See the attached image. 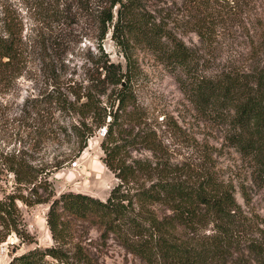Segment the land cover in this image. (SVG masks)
Returning a JSON list of instances; mask_svg holds the SVG:
<instances>
[{"label": "trees", "instance_id": "trees-1", "mask_svg": "<svg viewBox=\"0 0 264 264\" xmlns=\"http://www.w3.org/2000/svg\"><path fill=\"white\" fill-rule=\"evenodd\" d=\"M36 7L33 20L39 27L25 39L18 15L6 10L0 18V83L21 74L29 57L40 53L43 60L48 50L61 48L66 34L60 28L89 21L100 41L110 30L125 68L104 61L98 67L102 90L97 93L80 88L67 94L55 80L43 98L33 100L31 110L39 114L48 105L50 114L60 110L72 118L66 133L78 150L106 126L102 161L117 183L105 199L71 190L56 196L49 166L60 168L72 159V150L49 165L24 158L15 147L0 149V173L12 177L9 188L0 183V243L10 234L31 241L17 201L48 203L46 223L53 241L14 255L8 264H99L110 241L144 264H264V219L251 211L234 215L235 185L213 167L182 173L169 160L134 91L143 71L140 53L176 71L197 111L217 110L224 139L248 159L264 187V0H49ZM187 32L197 36L198 45L184 42ZM224 39H240L249 63L207 70L206 57ZM132 148L150 156H131ZM241 194L249 205L244 186ZM217 214L227 215L231 224L218 225Z\"/></svg>", "mask_w": 264, "mask_h": 264}, {"label": "rangeland", "instance_id": "rangeland-1", "mask_svg": "<svg viewBox=\"0 0 264 264\" xmlns=\"http://www.w3.org/2000/svg\"><path fill=\"white\" fill-rule=\"evenodd\" d=\"M48 1L0 0V18L4 17L6 10L18 15L23 23L22 35L25 39L33 33V28L39 27L33 20L37 17L36 5ZM59 33L66 34L61 48L48 50L43 60L40 53L29 57L21 74L9 77L4 85L0 83V149L7 151L15 147L22 150L24 158L49 165L63 160L67 152L72 150V159L64 162L60 168L49 166V180L56 196L71 190L105 199L117 180L102 161L104 153L100 143L103 137L98 134V130L78 150L75 138L68 137L66 133L69 132L68 124L72 118L60 110L50 114L52 109L48 105H43L44 109L35 114L31 105L33 100L43 98L51 90L55 80L67 94L69 90L80 88L82 92L88 88H92L95 93L101 92L98 67L108 60L124 69L125 58L111 39V31L100 41L92 22L84 20L73 25L72 29L60 28ZM182 38L188 46L198 45L197 36L192 32L182 34ZM244 48L240 39H224L220 49L206 57L204 65L207 70L228 67L239 69L249 63ZM139 62L143 71L134 85L136 99L147 112V122L155 126L167 146L169 160L177 162L182 173L185 168H196L199 172L204 170V166L213 167L235 185L234 215H249L251 211L264 219V187L255 179L256 174L248 159L224 139L226 129L217 116V110L205 113L197 111L181 90L176 71L158 64L149 54L140 53ZM111 88L112 85L108 86L107 93ZM105 99L106 95L102 96V100ZM35 127L40 129L39 134L34 132ZM64 127L67 131H64ZM129 154L150 156L148 151L133 148ZM0 176L1 185L8 184L9 188L11 175L3 172ZM242 186L249 194V205L242 197ZM17 204L25 236H30L27 239L31 241H23L15 234H10L6 241L0 243V264H8L14 255L31 248H44L53 243L46 223L48 203L28 206L17 201ZM215 218L220 226L231 224L227 215L217 214ZM91 235L95 236L96 231L92 230ZM110 242L109 246L103 248L99 264H144L113 241Z\"/></svg>", "mask_w": 264, "mask_h": 264}, {"label": "built area", "instance_id": "built-area-1", "mask_svg": "<svg viewBox=\"0 0 264 264\" xmlns=\"http://www.w3.org/2000/svg\"><path fill=\"white\" fill-rule=\"evenodd\" d=\"M98 134H99L100 136L104 137L105 134H106V126L100 127V128L98 129ZM73 163L76 164V162H73ZM74 164H73V165H74Z\"/></svg>", "mask_w": 264, "mask_h": 264}]
</instances>
